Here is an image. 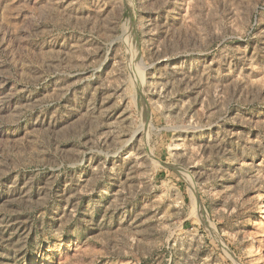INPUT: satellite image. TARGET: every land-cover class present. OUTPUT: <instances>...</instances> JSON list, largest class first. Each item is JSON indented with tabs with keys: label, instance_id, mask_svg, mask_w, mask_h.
<instances>
[{
	"label": "rangeland",
	"instance_id": "1",
	"mask_svg": "<svg viewBox=\"0 0 264 264\" xmlns=\"http://www.w3.org/2000/svg\"><path fill=\"white\" fill-rule=\"evenodd\" d=\"M0 264H264V0H0Z\"/></svg>",
	"mask_w": 264,
	"mask_h": 264
},
{
	"label": "bare ground",
	"instance_id": "2",
	"mask_svg": "<svg viewBox=\"0 0 264 264\" xmlns=\"http://www.w3.org/2000/svg\"><path fill=\"white\" fill-rule=\"evenodd\" d=\"M259 213H261V214L263 213V210H262V208L259 210Z\"/></svg>",
	"mask_w": 264,
	"mask_h": 264
}]
</instances>
